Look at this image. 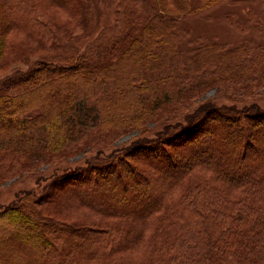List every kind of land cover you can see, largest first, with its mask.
<instances>
[{
  "label": "trees",
  "instance_id": "trees-1",
  "mask_svg": "<svg viewBox=\"0 0 264 264\" xmlns=\"http://www.w3.org/2000/svg\"><path fill=\"white\" fill-rule=\"evenodd\" d=\"M189 9L160 0L80 50L87 0H0V69L45 52L0 77V185L36 181L0 203V264H264V45L182 55Z\"/></svg>",
  "mask_w": 264,
  "mask_h": 264
},
{
  "label": "rangeland",
  "instance_id": "rangeland-1",
  "mask_svg": "<svg viewBox=\"0 0 264 264\" xmlns=\"http://www.w3.org/2000/svg\"><path fill=\"white\" fill-rule=\"evenodd\" d=\"M89 4L87 31H82L75 36H78L77 47L83 50V47L95 39L99 32L113 23H116L120 18L124 19L123 24H127V18H135L136 15H146L145 8L150 11L157 10L160 5V0H87ZM205 0H190V12L182 15L177 19L175 31L178 34V48L182 55L187 54L189 50L196 48L203 40H213L225 45L226 48H233L239 44H261L264 45V0H222L211 8L201 9ZM69 4L64 3L61 7H54L50 12L54 15V21L71 22V14ZM174 13V12H172ZM69 18V19H68ZM70 20V21H69ZM141 21V18L139 19ZM68 25V24H67ZM128 25V24H127ZM16 32V33H15ZM11 31L7 33L6 40L17 39L22 45H28L27 38L20 31ZM26 33V32H25ZM34 46V45H33ZM34 46L35 51H30L29 59L19 61L18 64L11 67L6 66L0 69V77L5 74H10L16 69H26V66H32L38 59L45 57V52L39 47ZM40 57V58H39ZM215 89H229L236 93V88H229L224 84H218L213 89L206 93L207 97H213L218 103L231 100L217 98ZM205 96V95H204ZM208 129L199 131L194 136L182 137L181 149L187 148L191 144H195L198 138L206 136ZM135 134V133H134ZM192 134V133H191ZM130 136H126L121 141L126 140ZM120 142V141H119ZM180 142V141H179ZM181 143V142H180ZM175 149V146L173 147ZM176 151V149H175ZM205 152V151H202ZM82 154L71 159L69 167L76 164H82ZM174 167V166H173ZM52 169L44 172L48 175ZM61 172V171H60ZM94 182L98 180L93 179ZM36 181L34 175L23 174L16 179L10 180L5 184L0 185V203H8L12 200L16 193L20 190L35 187ZM62 186L64 182L60 183ZM61 192L70 194L72 186L61 187ZM76 210L73 211V216L80 214Z\"/></svg>",
  "mask_w": 264,
  "mask_h": 264
}]
</instances>
